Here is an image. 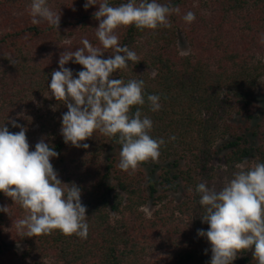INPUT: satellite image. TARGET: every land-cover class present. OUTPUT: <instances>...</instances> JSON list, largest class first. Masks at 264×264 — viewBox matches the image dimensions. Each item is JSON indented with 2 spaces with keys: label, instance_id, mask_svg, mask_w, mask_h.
Returning a JSON list of instances; mask_svg holds the SVG:
<instances>
[{
  "label": "trees",
  "instance_id": "trees-1",
  "mask_svg": "<svg viewBox=\"0 0 264 264\" xmlns=\"http://www.w3.org/2000/svg\"><path fill=\"white\" fill-rule=\"evenodd\" d=\"M126 2L109 0L112 6ZM157 2L178 7L179 13L169 17L170 27L118 28L120 45L135 51L139 60L112 76L125 83L132 79L145 82L146 102L133 106L131 113L140 108L142 115L153 121L150 135L164 139L155 161L180 153L160 176L156 175L159 164H155L147 180L143 172L121 170L114 159L101 164L100 157L108 147L120 149L117 138L96 131L82 142L89 145L87 149L65 144L60 134L62 114L67 112L63 101H58L59 114L53 110L42 113V106L55 103L48 101V84L51 72L59 69L60 54L83 47L85 38L102 47L95 35L99 22L93 18L98 5L85 10L86 0H47L53 11L61 12L57 30L45 21L32 23L31 0H0V127L6 123L11 132H18L8 119H16L28 130L36 123L40 126L37 139L26 134L30 150L42 136L54 146L59 156L51 162L62 182H75L81 188L89 224L87 239L65 236L59 230L34 237L21 234L20 240L28 244L20 257L24 264H38L47 258L52 264H210L211 245L197 234L209 226L201 222L204 209L196 186L204 182L219 190L225 183V176L219 177L212 161L219 152L214 144L223 127L230 128L226 123L222 126L225 116L235 109L230 98L236 97L240 104L236 109L239 115L257 119L252 99L257 77L264 75V66L256 61L264 45V0H206L198 7L192 0ZM188 11L196 17L190 24L183 20ZM181 34L189 39L192 50L188 55L179 50ZM105 51L103 58L107 59L113 50ZM65 67L74 77L83 70L71 61ZM149 94L160 97L159 111H150ZM22 106L27 110L23 117L18 115L23 113ZM261 114L260 122L241 127V132L236 129L225 140L222 149L229 150L225 161L231 172L246 160L264 163V110ZM148 165L145 161L138 167ZM226 177L230 180L232 175ZM158 186L165 193L183 187L185 197L165 203L166 194L157 196ZM151 199L159 208L147 217L141 209ZM3 206H8V214L0 212V264H9L6 227L27 213L0 192ZM239 255L240 261L232 264H257L251 250Z\"/></svg>",
  "mask_w": 264,
  "mask_h": 264
},
{
  "label": "clouds",
  "instance_id": "clouds-1",
  "mask_svg": "<svg viewBox=\"0 0 264 264\" xmlns=\"http://www.w3.org/2000/svg\"><path fill=\"white\" fill-rule=\"evenodd\" d=\"M97 5L98 10L93 13L99 22L95 35L102 47L93 46L85 38L81 41L83 47L64 50L59 56V69L50 74L48 88L51 97L63 101L67 108L60 129L65 144L87 149L89 145L82 142L96 131L117 138L118 167L134 172L141 163L158 159L165 141L150 135L153 121L142 115L140 108L131 113L133 106L146 102L145 82L132 79L125 83L112 78L113 73L129 67V62L135 64L139 60L135 51L120 45L116 30L133 25L139 30L170 27L169 17L179 13V8L157 0H127L118 6H112L109 0H86L83 7L87 10ZM30 16L33 24L45 21L59 29L61 12L53 11L47 0H31ZM195 18L192 11L183 16L189 24ZM107 49L113 51L105 59ZM69 61L82 66L75 77L65 67ZM159 101L158 95H147L150 111L160 110ZM7 123L19 131L11 132L6 123L0 127V192L27 213L15 221L17 232L34 237L59 230L65 236L87 239L89 224L81 188L75 182H62L51 162L59 153L44 136L30 150L27 127L16 119H8ZM235 167L237 171L219 190L204 182L196 186L204 209L201 222L209 226L197 234L211 245L210 264H232L239 254L249 250L257 264H264V163H241ZM0 212L8 214V206L0 207Z\"/></svg>",
  "mask_w": 264,
  "mask_h": 264
},
{
  "label": "rangeland",
  "instance_id": "rangeland-1",
  "mask_svg": "<svg viewBox=\"0 0 264 264\" xmlns=\"http://www.w3.org/2000/svg\"><path fill=\"white\" fill-rule=\"evenodd\" d=\"M202 1H204V3H202ZM206 0H192V4L193 6H203L205 5ZM49 6V5H48ZM51 8V6H49ZM52 9V8H51ZM53 10V9H52ZM178 47L179 50L181 52L182 55H188L191 52V46L189 43V39H187V37L184 34H181L178 38ZM262 51L261 53H259L257 55V65H261L264 66V45L262 47ZM258 80L256 81V88L254 89V97H253V101H254V115L257 117L258 122H260L261 120V112L262 110H264V75L263 76H258L257 77ZM48 98H49V102H55L53 105H51L50 103H47V107H43L42 106V113H45L47 111H51L53 110L56 111L57 114L60 113V109L58 106V101H55L54 97H51V93L49 91V93L47 94ZM47 98V96H46ZM230 106H235V109H233V111L230 114H227L225 116V121L222 122V126L224 125V123H226V125H230V128L227 129L226 127H223V132L220 134L219 138L217 139L216 143L214 144V149L218 150L219 152L216 153L214 156V159L212 161V165L215 169V171L217 172V174L220 176H225V183L229 180L226 177V174H233V172L237 171L236 167L235 169H233V172L230 171L229 166L226 164V156L229 153V150L226 149H222L223 148V144L225 142V140L227 138H230V136L232 134H234V132L236 131V129L238 130V132H241V127L245 128L247 126H254L255 124V120H250L249 117L247 116V114H238L236 109L240 106V104L237 103V99L236 97H231L230 98ZM36 105H39V101H37L35 103ZM238 104V105H237ZM21 110L23 111V114L25 116L26 114V108H24V106H22ZM57 119H60V117H58ZM27 135L29 134V136L32 139H37V135L41 134V129L40 126L36 123L34 125L31 126V128L27 131L26 133ZM120 149L115 146V147H108L106 149V151H104L100 157V162L103 165H107V163H109V159H114L116 161V164H119L120 161ZM176 153V152H175ZM178 155H175L176 158H178L180 156V153H176ZM174 156L170 157L168 160H148L149 165L148 166H141L138 167L136 169V171L138 172H143V174L145 175L146 179L148 180V178L150 177V173L151 170L153 168H156L154 165L155 164H159V167L156 168V175L160 176L163 171L165 166H167L169 162L173 161ZM255 159L252 161L246 160L243 163L246 165H251L252 163H254ZM182 166L185 165L184 161H181ZM241 164V163H238ZM237 165V164H236ZM235 165V166H236ZM174 168V167H173ZM146 180L145 182V186L148 187V181ZM224 183V184H225ZM116 184V180L113 178L112 179V185ZM159 188V193L157 194V196L161 195L162 193L166 194V199H165V203H169V201H173V202H180L184 199L185 197V190L184 188H180V190L178 192H174V191H170L165 193L162 189L161 186H158ZM115 192V191H114ZM159 208V205H155L153 200H149V202L141 209L142 211L145 212V215L147 217H152L155 213V211ZM20 236L21 234L17 232V229L15 227V225H10L8 227H6V231L4 233V237L6 240V244H7V256L6 259L10 262L9 264H24L22 262V260L20 259V257L22 256V251L23 250H27L28 249V244L27 242L23 239L20 240ZM207 241V239H206ZM209 243V242H208ZM240 255H238V257L233 261V263H237L240 261ZM21 262V263H20ZM25 264H33L32 261H28ZM38 264H52L51 260L49 258L43 260V262H39Z\"/></svg>",
  "mask_w": 264,
  "mask_h": 264
}]
</instances>
